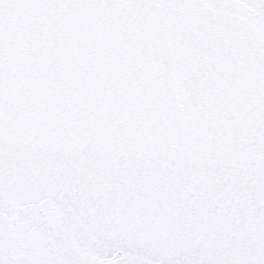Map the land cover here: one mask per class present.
Segmentation results:
<instances>
[{"label": "snow or ice", "instance_id": "1", "mask_svg": "<svg viewBox=\"0 0 264 264\" xmlns=\"http://www.w3.org/2000/svg\"><path fill=\"white\" fill-rule=\"evenodd\" d=\"M0 264H264V0H0Z\"/></svg>", "mask_w": 264, "mask_h": 264}]
</instances>
